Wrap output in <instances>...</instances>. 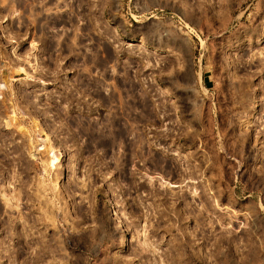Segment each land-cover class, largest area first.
Listing matches in <instances>:
<instances>
[{"label":"rangeland","instance_id":"374dc122","mask_svg":"<svg viewBox=\"0 0 264 264\" xmlns=\"http://www.w3.org/2000/svg\"><path fill=\"white\" fill-rule=\"evenodd\" d=\"M0 264H264V0H0Z\"/></svg>","mask_w":264,"mask_h":264}]
</instances>
